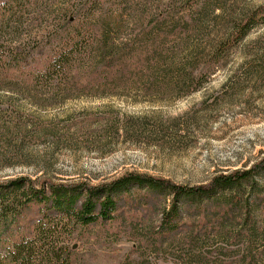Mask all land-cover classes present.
<instances>
[{"label":"rangeland","instance_id":"rangeland-1","mask_svg":"<svg viewBox=\"0 0 264 264\" xmlns=\"http://www.w3.org/2000/svg\"><path fill=\"white\" fill-rule=\"evenodd\" d=\"M82 3L32 0L30 13L39 14V21L31 28L43 30L38 36L41 53L50 43L47 31L63 25V11ZM262 6L264 0H103L90 13H115L122 17L115 21H130L124 33L128 44L136 35L132 28L143 25L137 24L148 15L182 13L181 18L195 26L190 47L208 51ZM217 65L199 91L175 100L145 101L135 92L29 100L0 92V111L17 103L49 130L25 143L8 134L11 149L0 141V182L25 177L99 186L135 173L199 186L218 175L248 170L264 160V24L254 26ZM17 148L16 157L11 152ZM152 196L150 207L134 214L136 220L94 226L74 236L72 264H259L256 255L264 251V171L231 191L202 199L207 208L200 216L198 202H190L181 211L184 227L160 242L150 236L170 208L172 196L167 191ZM224 201L232 203L231 211L218 221L213 211ZM198 223L204 232L194 230ZM244 229L253 234L250 248Z\"/></svg>","mask_w":264,"mask_h":264},{"label":"trees","instance_id":"trees-1","mask_svg":"<svg viewBox=\"0 0 264 264\" xmlns=\"http://www.w3.org/2000/svg\"><path fill=\"white\" fill-rule=\"evenodd\" d=\"M96 5H103V0H83L79 7L71 5L63 11V25L47 31L45 39L50 43L41 53L44 49H39L38 36L43 30L31 28L39 21V14L30 13L32 0H0V92L29 100L62 101L130 92L141 94L145 101L184 98L201 89L204 80L216 73L224 55L254 26L264 24L262 6L234 26L217 46L198 51L188 44L196 34L195 26L181 18L182 13L148 15L137 24L143 25L132 28L131 34L136 35L128 44L124 33L130 21H115L122 19L115 13H90ZM5 107L0 111V141L6 144L5 149L11 146L6 137L28 142L45 135L48 129L39 117L30 118L24 106L11 102ZM19 150L11 154L17 157ZM261 171L264 160L199 186L176 185L135 173L99 186L60 185L25 177L1 181L0 264H72L74 236L94 226L105 228L122 225L126 219L136 220L134 214L149 208L152 195L162 191L172 196L170 208L163 211L150 238L168 240L184 227L181 211L185 212L190 202H198L196 216H200L206 207L201 205L202 199L206 202L213 194L248 183ZM231 205L224 201L216 207L213 212L218 221L228 218ZM202 226L198 223L194 230L204 232ZM244 231L250 248L253 234ZM256 260L264 264V251Z\"/></svg>","mask_w":264,"mask_h":264}]
</instances>
